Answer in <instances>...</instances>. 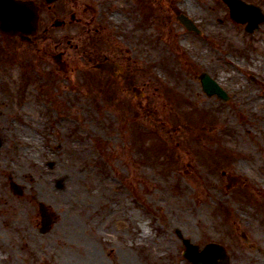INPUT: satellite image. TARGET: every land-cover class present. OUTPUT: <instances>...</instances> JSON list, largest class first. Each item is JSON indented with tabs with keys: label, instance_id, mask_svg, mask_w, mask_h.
<instances>
[{
	"label": "rangeland",
	"instance_id": "374dc122",
	"mask_svg": "<svg viewBox=\"0 0 264 264\" xmlns=\"http://www.w3.org/2000/svg\"><path fill=\"white\" fill-rule=\"evenodd\" d=\"M61 6L34 43L0 35V264H189L177 232L264 264V22L221 0Z\"/></svg>",
	"mask_w": 264,
	"mask_h": 264
},
{
	"label": "water",
	"instance_id": "95a60500",
	"mask_svg": "<svg viewBox=\"0 0 264 264\" xmlns=\"http://www.w3.org/2000/svg\"><path fill=\"white\" fill-rule=\"evenodd\" d=\"M48 2L53 0H47ZM230 8L231 17L240 22H248L246 30L251 32L263 21V16L257 7L246 5L240 0H223ZM181 23L188 29H194L191 21L185 17L179 18ZM37 16L32 3H25L13 0H0V30L8 33L9 35L21 34H34L36 31ZM98 68L110 69L107 63L97 65ZM204 90L208 94L217 93L218 96L224 97L222 91L206 76L203 75L201 80ZM42 228L41 233L48 231L50 220L42 215ZM186 252L184 256L192 264H217V259L221 264H227V257L224 251L215 244L207 245L201 253L197 252V247L190 244L188 240L183 241Z\"/></svg>",
	"mask_w": 264,
	"mask_h": 264
},
{
	"label": "flooded vegetation",
	"instance_id": "af4514ba",
	"mask_svg": "<svg viewBox=\"0 0 264 264\" xmlns=\"http://www.w3.org/2000/svg\"><path fill=\"white\" fill-rule=\"evenodd\" d=\"M21 1H26V0H21ZM34 4L37 6L38 9V29L42 24H44V21L50 20L48 18L52 13H54L55 16L61 17L58 21L55 22V25L58 24L59 26H65L68 21H67V16H68V10L66 7H60L57 8L56 6L58 4H63V6L71 4L74 6V3H76V0H58L56 3L53 4H47L44 0H32ZM65 4V5H64ZM72 6V7H73ZM44 8L47 10V17L45 16ZM71 21L74 19V16L72 15L70 17ZM44 20V21H43ZM36 37L32 38L31 41L35 40Z\"/></svg>",
	"mask_w": 264,
	"mask_h": 264
},
{
	"label": "bare ground",
	"instance_id": "6f19581e",
	"mask_svg": "<svg viewBox=\"0 0 264 264\" xmlns=\"http://www.w3.org/2000/svg\"><path fill=\"white\" fill-rule=\"evenodd\" d=\"M263 128H264V123H263ZM264 149V148H263ZM9 173V172H8ZM9 177H10V175H9ZM57 184L60 186V184H61V180H57ZM29 190H30V193L32 194L33 193V188H29ZM172 204H174V203H172ZM174 205H177V204H174ZM205 234L207 235V236H209L210 235V233H208V232H206L205 231ZM146 237V236H145Z\"/></svg>",
	"mask_w": 264,
	"mask_h": 264
}]
</instances>
